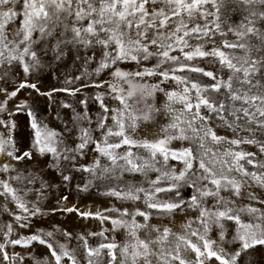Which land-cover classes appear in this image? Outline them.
Masks as SVG:
<instances>
[{"label":"snow or ice","instance_id":"6c2138e0","mask_svg":"<svg viewBox=\"0 0 264 264\" xmlns=\"http://www.w3.org/2000/svg\"><path fill=\"white\" fill-rule=\"evenodd\" d=\"M0 216V264H264V0H0Z\"/></svg>","mask_w":264,"mask_h":264},{"label":"rangeland","instance_id":"374dc122","mask_svg":"<svg viewBox=\"0 0 264 264\" xmlns=\"http://www.w3.org/2000/svg\"><path fill=\"white\" fill-rule=\"evenodd\" d=\"M232 17L234 20H238L240 18L239 14L238 13H231ZM57 95H63V94H57ZM54 107V105L52 106H49V105H45L43 102L41 103V108L42 109H45L46 110V115H50V118L51 119H54L55 118V114L52 112V108ZM22 115V114H21ZM58 123V122H57ZM93 201H95V204H93ZM104 202V198L100 197L98 198L95 194L92 196V197H86L84 198L80 204L78 206L80 207H83L85 204L88 205L89 207H99L102 203ZM7 219V217H4V216H0V221H3ZM56 219L57 220H66L67 217L65 215H60V214H57L56 216ZM89 230H97V224L96 222L94 221H86L84 222ZM121 237H120V234L117 233V239L119 240ZM91 239H95V238H91ZM39 250V249H37Z\"/></svg>","mask_w":264,"mask_h":264}]
</instances>
